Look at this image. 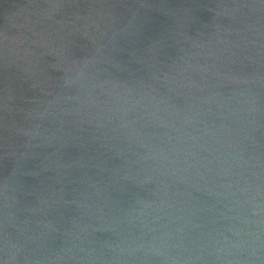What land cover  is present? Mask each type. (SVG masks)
<instances>
[{"label": "water", "instance_id": "obj_1", "mask_svg": "<svg viewBox=\"0 0 264 264\" xmlns=\"http://www.w3.org/2000/svg\"><path fill=\"white\" fill-rule=\"evenodd\" d=\"M0 264H264V0H0Z\"/></svg>", "mask_w": 264, "mask_h": 264}]
</instances>
